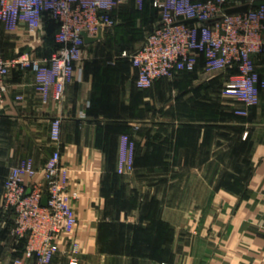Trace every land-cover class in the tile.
I'll list each match as a JSON object with an SVG mask.
<instances>
[{"label": "crops", "instance_id": "obj_1", "mask_svg": "<svg viewBox=\"0 0 264 264\" xmlns=\"http://www.w3.org/2000/svg\"><path fill=\"white\" fill-rule=\"evenodd\" d=\"M256 1L228 0L227 9ZM113 16L102 38L86 43L61 100L43 98L32 72L6 77L0 177L24 159L42 169L58 148L78 193L77 226L58 236L50 264H264V88L259 103L248 105L225 94L228 73L208 71L202 59L194 71L141 88L138 68L122 52L142 44L160 11L153 0H128ZM56 34L50 18L36 31L0 23V51L47 59ZM257 62L264 77V55ZM124 135L135 142L134 168L121 173ZM29 182L45 185L41 172ZM13 225L0 194V264L24 254Z\"/></svg>", "mask_w": 264, "mask_h": 264}, {"label": "built area", "instance_id": "obj_2", "mask_svg": "<svg viewBox=\"0 0 264 264\" xmlns=\"http://www.w3.org/2000/svg\"><path fill=\"white\" fill-rule=\"evenodd\" d=\"M126 1L0 0V23L9 30L24 23L36 31L47 18L57 24V45L47 59L29 52L8 57L0 51V105L9 90L6 77L13 69L32 72L43 98L61 100L83 58L87 43L84 33L95 37L100 30L113 26L116 22L113 10ZM144 1L138 0L140 6ZM153 3L160 11L159 23L138 48L122 52L138 68L137 86L150 87L176 71H194L202 59L208 71L228 73L225 94L248 105L259 103L264 88L257 62L264 55V5L227 13L228 0H153ZM185 19L197 21L187 23ZM61 123L60 117L52 120L51 136L55 141L61 138ZM134 150L135 142L124 135L119 172L134 168ZM70 171L57 148L42 169L32 159H24L5 179L0 177L4 205L14 214L12 232L24 241V254L16 257L14 264H50L60 250L58 236L75 230L78 216L73 201L78 193L70 189ZM39 172L45 185L35 183L30 187L29 179ZM72 249L79 252L78 241L73 242ZM78 262L79 258L74 256L72 263Z\"/></svg>", "mask_w": 264, "mask_h": 264}, {"label": "water", "instance_id": "obj_3", "mask_svg": "<svg viewBox=\"0 0 264 264\" xmlns=\"http://www.w3.org/2000/svg\"><path fill=\"white\" fill-rule=\"evenodd\" d=\"M260 5H264V0H258L253 5H245V6H242V7L229 8V9H227V13L242 12V11L248 10L251 6H260ZM195 21H197V19H185V22H187V23H192V22H195ZM84 36L86 38V42L87 43L93 42V41H96V40L102 38L103 31L100 30L99 34L97 36H95V37L89 36L86 32L84 33ZM47 200H48L47 197H45L44 200H43L45 204L47 203Z\"/></svg>", "mask_w": 264, "mask_h": 264}, {"label": "trees", "instance_id": "obj_4", "mask_svg": "<svg viewBox=\"0 0 264 264\" xmlns=\"http://www.w3.org/2000/svg\"><path fill=\"white\" fill-rule=\"evenodd\" d=\"M236 70H232L231 72H235Z\"/></svg>", "mask_w": 264, "mask_h": 264}]
</instances>
